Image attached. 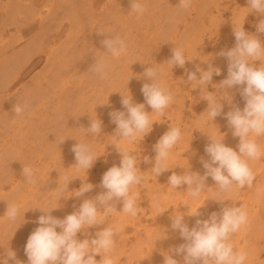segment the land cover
I'll return each instance as SVG.
<instances>
[{
	"label": "bare ground",
	"instance_id": "obj_1",
	"mask_svg": "<svg viewBox=\"0 0 264 264\" xmlns=\"http://www.w3.org/2000/svg\"><path fill=\"white\" fill-rule=\"evenodd\" d=\"M58 1L0 0V13L2 15L0 19V239H2L0 241V250L3 251L2 255L1 253L0 255H6L8 249H17L15 251L18 252L16 259L21 262L22 257L20 256L25 251L27 240L30 234L39 226L37 221L41 215L45 214L44 210L49 211L52 207L58 206L52 210L51 215L63 219L67 216L69 207L73 205V203L69 205L67 203L69 195L74 191L75 184L82 186L83 183L87 182L95 185L99 181L92 173L88 175L85 171L78 172L75 170L76 160L71 150L73 145L77 144L79 140L88 142L93 146L97 154L101 155L99 157L101 158L103 153H106L105 149L109 148L108 142L104 141L105 137L109 141V138H112L110 132L115 129H113L112 122L105 118L106 112H109L108 110L111 108L114 111L124 110L121 104L122 93L125 95L132 94L133 92L142 93L143 84L151 83L147 82L150 80L144 76L146 68L155 65L157 68H163L164 71L170 70L171 68L167 64H160L165 63L171 58L173 49L176 46L185 48V44L188 41L190 48H186L185 50L188 54L190 53L189 58L192 59L191 62L195 64V67L199 66L207 70L206 64L209 60L205 62L202 59L213 58L216 67L220 68L221 72H223L228 67V60H226V57L219 55L221 50L218 48L222 46L216 48V43L220 38H223L225 42L228 41L226 44H230L231 47L236 43L234 36H232L233 34L231 35V28H235V23L238 25L243 22V16L245 15L243 8L248 7L246 4L241 3V6L236 5L232 7L233 11H231V7L219 6L218 2V16L224 14L222 11L229 13L231 11L233 26L231 28L228 25L225 27V22L220 20L216 22L215 29H210L212 31L210 34V43L213 44L211 47L212 53H207L206 58L204 53H201L204 50L203 46L197 45L201 37H199V41L196 40L197 34L194 33V37L189 39L188 36L192 33L188 31L189 29H186L187 34L185 33V37L187 36L188 40H184L183 34L179 31L180 27L176 23V20L183 21V24L187 28L188 24H190L188 18L191 12L180 11L178 8L179 0H147V11L145 14H150L147 16L151 18L147 25V22L140 24V22L144 21L145 14L137 19L132 17V12L124 14L131 7V0H118V2L115 0L114 4L110 3V8L107 7L100 13L104 15L107 22L105 23L106 28L103 26L102 29L100 26L98 30L94 27L98 30L97 37H99V40L97 41H95L96 38L93 40L88 37L92 33L88 34L89 30L87 28H90L91 23H89V19L87 18L89 16L87 12L90 11L87 9L85 14H78L76 17L74 16V12L72 15V9H70L74 2L72 3V0H62L61 7H64L65 10L68 9L67 17L66 15L64 16L66 21L63 22V17L61 18V15L59 17V13L55 12L57 9L62 10L60 9V5L56 4ZM229 1L235 2L233 0ZM237 1L239 3V0ZM240 1L244 2L243 0ZM70 2L72 4L69 7ZM214 2L212 1L213 5H215ZM205 3L206 0L196 6V10L200 8L199 14H197V17L200 19V16L208 18L206 6H202ZM83 4V6L87 5L84 2ZM72 7L75 8V6ZM88 7H90L89 4L85 8ZM47 10L49 12L45 14L44 11ZM130 11L128 10V12ZM22 12H26L25 20L17 17ZM213 15L215 18L216 14ZM9 17H13V19L8 21ZM204 18L203 20H205ZM209 19L211 18L209 17ZM260 19H264V15L251 12L245 17L244 25L249 23L252 27L251 29H255V33L253 34L258 35L256 25ZM95 21L99 22L100 18H96ZM94 22H92V25ZM99 23L96 22L95 24ZM8 24H12V28L16 30V33L8 38L9 40L2 43L1 41L5 39L2 37L6 35L5 33L8 30L5 25L7 26ZM152 25H155V29L152 28ZM100 32L105 33L101 34ZM28 33H32L31 42L25 43L22 46L26 41L23 34L26 35ZM132 34H136L135 36H140L139 34L141 36L144 35L143 38L140 36L139 47L141 51L139 53L137 52L138 44L132 39ZM114 35H119L122 38L127 37L129 44L128 51L120 58L108 56L109 76L108 79L102 80L97 76H93L88 70L96 62L97 57L105 55L103 51L106 49L101 43L103 36L111 38ZM63 36H66L64 38L66 41L60 42V39L63 40ZM259 38L264 41V34ZM204 40L206 39L204 38ZM230 46L227 47L230 48ZM194 53L199 57L194 58ZM137 54H139L138 57ZM43 56L46 58V63L43 69L33 76L32 82L35 86L30 87L20 84V81L27 75L30 69L39 64L37 63L38 59ZM117 69L120 71V78H122L120 83L117 82V79H112L115 74L113 72H116ZM225 70L227 71V69ZM123 74L127 77L126 79L122 77ZM130 78L132 81L128 82L127 80ZM17 84H20V86L16 87L18 86ZM170 88L175 92L174 87L171 86ZM188 90H185V92H188V96L192 98V105H194L191 112H196L197 116L203 114L208 108V101L204 100V103L202 98H200L201 90L197 92L192 87ZM193 90L195 91V95L190 93V91L194 93ZM131 96L135 99L134 103H144L145 110L148 112L152 111L151 107L146 104L143 93L139 96ZM25 101L28 102L25 112L22 115H16L14 105L24 103ZM184 103L185 101L178 102L177 104L173 103V105L180 112L181 107H184L183 105L186 104ZM221 103L224 105V108L222 114L216 117L218 119L217 123L213 121L215 125H209V128H207V131L215 134H219V131L221 133L223 127L228 125L225 115L228 111L243 103L245 106V100L242 96L235 97L231 105H227L225 100H221ZM173 105L168 110L170 116L173 113ZM176 109L174 113L177 111ZM152 115L155 119L154 115L156 114ZM95 116L102 121V131L99 136H87L84 129L90 127L92 117ZM199 127L201 128V126ZM203 129L204 132L200 134L202 139L199 138L204 145L201 147L202 151L200 150L203 152V155L201 154L202 158L199 161L196 158L197 151L193 149L196 140L194 141L188 133H186L187 137L183 134L184 138L176 146H180V150L183 153L172 151L169 160V166L173 168H170L158 177L152 176L149 173V179L144 184L138 185L133 189V191L140 193L138 204L141 212L139 214H146L147 219L151 217L153 220L152 225L148 224V220L145 223L142 217H138L139 214L136 217H132L117 211L112 215L121 218V223L118 225L123 227V232L117 237L115 246V254L119 257L117 264H164L165 253H169L173 248L186 243L181 237L180 232L171 228L172 217L176 212L185 213L184 222L191 229L196 225L197 220L208 219L211 213H219L224 206L233 205L245 206L250 218L248 228L236 234V237L233 236V242L237 247L244 248L249 252L250 259L248 264H264V258L262 259L264 255V195L257 196L255 191L257 185L264 187V159L252 164L253 171L256 173V181L253 188L234 189L231 193H219L215 189H209L203 194L201 200L192 201L186 193L187 185H181L177 190L168 187L169 177L174 172L182 175L188 169L198 170L199 168V174L204 175L206 170L203 167L202 159H209L205 147L210 143V137L208 133H205L206 129L204 127ZM233 137V130L230 128V131L224 135V143L232 148ZM61 138L65 139L63 143H59ZM156 141L158 142V140ZM144 143H142L143 148H146L144 147ZM261 143L264 144V140ZM236 148L238 150V145ZM151 150L148 146L143 154L139 155L140 153H138V167L142 172H149L154 166V157L149 159L150 162H144V157H149L152 152ZM185 151L187 152V157L183 159ZM57 152L58 156H56ZM112 152H114V149H107L108 161H111L113 166H119L117 161H121V158H115L114 155L112 156ZM99 158L94 162L90 170H93ZM115 160L117 163H115ZM187 163L188 166L185 170V166L181 165H186ZM24 164L30 165L37 170V176L39 177L37 184L32 185L26 182V177L22 171ZM142 165H146L144 169ZM60 175L67 176L68 179L72 180L69 182L66 192L63 193L65 196L58 201L51 192L59 187ZM100 175L103 176V170ZM61 183L63 184V181ZM206 184L208 187L215 188V182L211 177L207 179ZM8 188H11V190L7 192ZM91 191H96V194L99 195L106 190L99 185L98 187L94 186ZM209 197L228 200L221 202ZM85 198L82 197L81 200L84 201ZM142 202L146 203V205L144 204L145 207ZM204 202L205 204L198 210L199 215H187L190 209L187 205L182 204L190 203L193 210H195ZM9 203H16L21 209V215L15 223H10L4 217L6 214L4 212L7 211ZM119 203L117 202L116 205ZM156 204L159 205V208L167 210L162 214H158L159 208L154 206ZM170 210H173V213H170ZM148 211H151L150 215H147ZM111 217L106 220L104 227H107L109 223L112 224ZM91 231L90 229H86L80 239H89L94 232ZM1 242L3 243L2 245ZM20 247H22V250L19 249ZM174 258L180 264H183V254L175 255Z\"/></svg>",
	"mask_w": 264,
	"mask_h": 264
},
{
	"label": "clouds",
	"instance_id": "obj_2",
	"mask_svg": "<svg viewBox=\"0 0 264 264\" xmlns=\"http://www.w3.org/2000/svg\"><path fill=\"white\" fill-rule=\"evenodd\" d=\"M247 3L248 7L243 8L245 10L243 22L238 25L235 23V46L219 53L228 60V74L227 78L218 85H213L217 91H208V85L211 84L214 74H221L220 68L213 67L209 63L207 70L197 66L195 71L188 73L187 81L191 82L193 88L199 87L202 99L208 101L207 110L197 116L198 128L200 124L215 125L213 121L222 114L224 108L221 100L232 103V97L227 89L243 86L241 95L245 100L243 109L235 106L225 114L228 125L233 130V136L239 138L238 151L224 143V135L220 131L219 134L205 131L209 134L210 143L205 147L209 159H202L206 170L204 175L186 171L182 175L174 172L169 177L168 187L177 190L181 185H187L186 193L192 201L201 200L209 189H215L219 193H231L234 189L253 188L256 173L252 164L264 159V144L261 143L264 140V41L258 35L246 32L243 27L245 17L249 13L264 15V0H247ZM193 4L194 0H179L178 8L187 12ZM146 11L147 0H131V12L135 13L137 18L143 16ZM256 32L264 34V19L259 20ZM101 43L106 49L103 51L105 55L96 56V62L88 71L103 80L108 79L109 76L108 56L122 57L127 53L129 44L127 37L122 38L119 35L106 38ZM191 60L184 47L176 46L171 58L160 65L167 64L171 69L176 66L183 68L186 62ZM202 60L206 62L209 59ZM255 61L261 62L259 66ZM144 76L151 83L143 84L141 91L152 111H146L144 103H134L130 93L125 95L121 92V104L125 111L109 113L112 122L117 126L109 144L116 146L121 161L119 166H113L103 174L101 187L106 191L93 199H85L78 209L63 219L51 215L52 210L58 206L52 207L49 211L41 208L45 214L38 218L39 226L30 234L25 246L28 264H117L115 246L117 237L123 232L122 226H113L109 223L106 228L97 231L91 239H78V233L104 224L117 212L116 202H122L120 212L136 217L141 212L138 204L140 193L133 189L144 184L149 179V173L158 177L173 168L169 166V160L173 149L183 136L181 128L171 124L169 130L154 145L155 163L149 172H142L138 167L139 157L138 154H134L137 150L123 146L124 142L139 144L152 131L153 124L158 122L154 120L152 114L161 118L166 117L167 110L175 102V92L163 79V68H157L155 65L148 67ZM27 107V101L17 103L14 105V112L16 115H22ZM84 130L87 136H99L102 131V121L96 116L92 117L90 127ZM64 140L61 138L59 143H63ZM71 150L75 156V168L78 172L87 173L101 156L90 143L80 140ZM144 162H150L149 157L145 156ZM181 166L187 167L188 163ZM22 171L27 183L32 185L38 183L36 169L24 164ZM209 177L215 182V188L207 186L206 181ZM71 180L67 176L60 175L59 187L51 192L58 201L65 196L63 193L66 192ZM93 188V184L85 182L78 190L71 192L70 196L81 197ZM255 191L257 196L264 195V187L257 185ZM209 198L221 202L228 200ZM182 204L190 209L187 215H199L198 210L205 202L195 210L190 203ZM154 206L159 208L158 204ZM166 210L159 208L158 214ZM20 215V206L9 203L4 217L10 223H15ZM184 217L185 213L176 212L172 217L171 228L178 230L186 243L165 253L164 264H180L174 258L175 255L180 254H183V264H248L249 252L237 247L232 240L233 236L249 226L250 218L245 206H224L219 213H211L208 219L197 220L196 225L191 229L184 222ZM97 255L102 257L99 261L96 259ZM10 262L23 264L16 259V252L8 249L6 255L0 256V264H10Z\"/></svg>",
	"mask_w": 264,
	"mask_h": 264
},
{
	"label": "rangeland",
	"instance_id": "obj_3",
	"mask_svg": "<svg viewBox=\"0 0 264 264\" xmlns=\"http://www.w3.org/2000/svg\"><path fill=\"white\" fill-rule=\"evenodd\" d=\"M86 1V2H85ZM91 1V2H90ZM199 2V3H197V2ZM202 1L203 2H205V0H194V5H193V7L189 10V11H191L189 14H190V16H189V18H188V21L190 22V24H188V27L186 28L185 27V24H183V21H181V20H176V23L177 24H179V31H181V34H183V36H184V40L186 39V40H188V37H189V39L190 38H192V37H194V33H196L197 34V36H196V40H198L199 41V37H201L200 38V41L199 42H197V45H201V46H203V51L201 52V53H204V55H205V57L207 56V53L208 54H211L212 53V43H210V34L212 33V31L210 30V29H215V26H216V22L217 21H224L225 22V27H227V25H228V27H232L233 26V22H231V20H232V18H233V15H232V12L231 11H233V9H232V7H234V6H236V5H238V6H241L240 4L241 3H244V4H246L247 6H248V3H247V0H243L244 2H242V1H240L239 0V3H238V1L237 0H233V1H235V2H231V1H229V0H215V2H214V0H206V3L205 4H202V6H206L205 8H206V15H207V17L208 18H204V17H202V16H200L201 17V19L199 18V17H197V14H199V11H200V8H199V10L197 9L196 10V6H197V4H201L202 3ZM208 1V2H207ZM212 1L214 2V4L215 5H213L212 4ZM227 1V2H226ZM62 0H59L56 4H58V5H60V9H62V10H59V9H55L56 11L55 12H57V13H59V17H60V15H61V18L63 19L62 21L63 22H65L66 21V19H65V15L67 14V11H68V9H64V7H61L62 6ZM74 4H72V3ZM70 2V5H69V7L71 6V4H72V6H75V8H73L72 6L70 7V9H72L71 11H72V15H73V12H74V16H76V15H82V14H85L87 11V9H88V11H90V12H87V13H89V16L87 17L89 20V23H90V28L89 27H87L88 28V30H89V32H88V34L89 33H91L90 35H88V37H90V38H92L93 40H95V38H96V40L95 41H97V40H99V37H97L98 36V28H100V26H101V28L103 29V26L106 28V22H107V20H105V17H104V15H103V19H102V15L100 14V13H102V10L104 9L105 10V8H107V7H111V4L113 3L114 4V2H116L115 0H72ZM81 2V3H80ZM83 2L84 3H86L87 5H85V6H83L84 4H83ZM88 2H90V3H88ZM117 2H118V0H117ZM218 2H219V6L220 5H222V6H227V7H231V11H230V13L229 12H224V11H222V13H224L222 16H218V13H217V4H218ZM236 2H237V4H236ZM61 3V4H60ZM111 3V4H110ZM78 4V5H77ZM83 4V5H82ZM88 4H89V6L91 7V10H90V7H88V8H85V7H87L88 6ZM76 5H77V7H76ZM81 5V6H80ZM93 6V7H92ZM105 6V7H104ZM208 6V7H207ZM211 6V7H210ZM213 6H214V8H213ZM59 7V6H58ZM85 9H84V8ZM103 7V8H102ZM210 7V8H209ZM79 8H81V9H79ZM211 8H212V10H211ZM83 9H84V11H83ZM216 9V10H215ZM97 10V11H96ZM128 10H131V7H129V9ZM128 10L127 11H125V15L126 14H129V13H131V11L130 12H128ZM211 12H210V11ZM86 11V12H85ZM95 11V12H94ZM153 11H154V8H153ZM213 11H215L214 13H213ZM48 10L47 11H44V13L45 14H48ZM123 12V11H122ZM90 14H91V16H93V17H91L90 16ZM93 14V15H92ZM95 14V15H94ZM98 14V15H97ZM135 13H133L132 14V17L134 18V19H137V17H136V14L134 15ZM213 14H216L215 15V18H214V15ZM26 15V12H22L21 13V15H17V17L18 18H21V19H23V20H25V16ZM98 17H97V16ZM146 15V17H144V21L143 22H140V24H142V23H146V25L150 22V20H151V18H149V16H147V15H150V14H145ZM192 15V16H191ZM202 15V14H201ZM96 16V17H95ZM1 17H2V15H1V13H0V19H1ZM66 17H67V15H66ZM77 17V16H76ZM90 17H91V19H90ZM95 17V18H94ZM196 17V18H195ZM209 17L211 18V19H209ZM217 17V18H216ZM99 19L100 18V23L98 22V21H95V19ZM203 18L205 19V20H203ZM213 18H214V20H213ZM253 18V17H252ZM11 19H13V17L12 18H10L9 17V19H8V21H11ZM92 19H94V20H92ZM129 19V18H128ZM150 19V20H149ZM92 20V21H91ZM195 20H196V22H195ZM207 20H210V21H207ZM211 20H212V22H211ZM216 20V21H215ZM85 21H86V19H85ZM95 21V22H94ZM103 21V22H102ZM214 21H215V24H214ZM92 22H94L93 23V25H92ZM99 23V24H95V23ZM198 22V23H197ZM202 22H203V24H202ZM206 22V23H205ZM88 23V24H89ZM211 25H213V26H211ZM95 24V25H94ZM205 24V25H204ZM203 25H204V28H205V26H206V28L204 29L203 28ZM207 25H209L210 26V28H209V26H207ZM5 27H7V33H5L6 35H4V37H2V38H5L4 40H2L1 42L2 43H4L5 41H7V40H9L8 38H10V37H12V35L14 34L15 35V33H16V30L14 29V28H12V24H8L7 26L5 25ZM97 28V29H95V28ZM118 27V26H117ZM117 27H116V32H117ZM212 27V28H211ZM244 27H245V31L246 32H248V33H251V34H253V33H255V29H251L252 27L249 25V23L248 24H245L244 25ZM152 28L153 29H155V25H152ZM90 29H91V31H90ZM92 29H93V31H92ZM186 29H189L188 31L189 32H191L192 34L191 35H189L188 37L186 36L185 37V35L187 34L186 33ZM205 30V31H204ZM207 30V31H206ZM96 31V33H94ZM184 31V32H183ZM215 32V31H214ZM231 35L232 36H234V27H232L231 28ZM186 33V34H185ZM201 33H202V35H201ZM29 34H31V35H29ZM206 34V35H205ZM24 36H25V42L22 44V46L25 44V43H28V42H31V37H32V33H28V34H23ZM107 35H109L108 33H107ZM136 34H132V39L134 40V42H136L137 44H138V48H137V52L139 53L141 50H140V47H139V43H140V40H141V38H140V36H141V34H139L140 36H135ZM259 35V37H262V35L263 34H258ZM143 36L144 35H142L141 37L143 38ZM203 36V37H202ZM107 36H103V40H104V38H106ZM64 38H66V36L64 37L63 36V40L62 39H60V42H64V41H66ZM204 38L206 39V40H204ZM235 38V37H234ZM4 41V42H3ZM203 42V43H202ZM1 43V44H2ZM199 43V44H198ZM201 43V44H200ZM225 45H223V44ZM226 43H228V41L227 42H225V40H223V38H220V39H218V42L216 43V48H218V46H222L221 48H218V49H220L221 51L224 49V50H229L230 48H233L234 46H235V43H234V45L231 47L230 46V44H226ZM186 44H188V41L186 42ZM185 44V49L186 48H190V46H189V44L188 45H186ZM230 46V48L229 47H227V46ZM226 48V49H225ZM18 49V48H17ZM136 52V53H137ZM186 54L188 55V57H189V54L187 53V51H186ZM194 55H195V53H194ZM135 56H136V54H135ZM139 56V54H137V57ZM199 56L198 55H195L194 56V58H198ZM203 58H205L204 56H202ZM207 58V57H206ZM39 59H41V61H39ZM38 59V62L37 63H39L37 66H35V67H33V68H31L30 69V71L27 73V75L20 81V84H23V85H27V86H30V87H34L35 86V84L32 82V79H33V76L34 75H36L37 73H39L42 69H43V67H44V65H45V63H46V58L43 56V57H41V58H39ZM138 59V58H137ZM139 60V59H138ZM227 60V59H226ZM37 61V60H36ZM258 62H260V61H255V64H257V66L260 64H258ZM187 64H185V66H184V68H180L179 66H176V67H174L173 69H170V70H165L164 71V80H166V83H167V85L168 86H172V87H174L175 88V102H174V104H177L178 102H184L185 101V105H183L184 107H181L182 109H181V111H182V114H184V115H182L181 114V111L179 112L175 107H174V105H173V113L171 114V116H170V114H169V111L167 110V113H166V117H163V118H161V117H158V116H156V115H154V117H155V119L154 120H156V121H158V122H155L154 124H153V128H152V131L148 134V135H146L145 137H144V139L143 140H141L140 142H139V144L137 143V144H128L127 142H124V147H127V148H129V149H135V150H137V152L136 153H134V154H138V153H140L139 155H141V154H143L144 153V150H146L147 149V147L149 146V149H152L151 151V154H150V156H149V159L150 158H152V157H154L155 158V155H156V153H155V151H154V145L156 144V140H159L160 138H161V136H162V134H164V132L166 133L168 130H169V128H170V126H171V124H172V126L174 125V126H179L180 128H181V130H182V133L184 134V135H186V133H188L189 134V136H191L192 137V139L195 141L196 140V142L194 143V145H193V149H194V151L196 150L197 151V155H196V158H198L197 159V161H199L200 160V158H202V156H201V154L203 153V152H201L202 150H201V147L202 146H204L203 145V142H202V136L200 135V134H202L203 132H204V129H203V127L206 129V131H207V128H209L208 126V124H200L199 126H201V128L199 127L198 128V126H197V123H196V121H197V114H196V112H191V109H192V107H194V105H192V98L190 97V96H188V92L187 91H189L188 89L190 88V87H192V84L190 83V82H188L187 81V77H188V73L189 72H192V71H195V69H196V67H195V64L193 63V62H191V61H187L186 62ZM192 63V64H191ZM209 63H211L212 65H213V67H216V63L214 62V60H213V58H209V61H208V63L206 64V66H207V68H208V66H209ZM179 68V69H178ZM187 68V69H186ZM182 69V70H181ZM225 69H227V71L225 70ZM224 69V71H226V72H221V74L220 75H213V81H212V83L211 84H209L208 85V91H210V92H215V91H217V89L215 88V87H213V85H217V84H219L222 80H224L225 78H227V74H228V67H226ZM173 72H172V71ZM180 70V71H179ZM187 70H188V72H187ZM170 71V72H169ZM119 70L117 69L116 70V72H113V73H115L114 75H113V77H112V79H117L118 81V83H120V80L122 81V78H120V75H119ZM167 74V75H166ZM183 74V75H182ZM198 76H199V73L197 74ZM176 76V77H175ZM122 77H125V74H123L122 75ZM175 79H174V78ZM180 77V78H179ZM127 77H125V79H126ZM183 80V81H182ZM215 80V81H214ZM128 82H131L132 81V79L130 78V79H128L127 80ZM147 82H151V81H147ZM185 82V83H184ZM187 82V83H186ZM20 84H17L18 86H16V87H19L20 86ZM189 84H190V86H189ZM189 87V88H188ZM243 86H235V87H233V88H230V89H227L228 91V94L232 97V100L235 98V97H238V96H242V95H240L241 94V88H242ZM192 89H194L193 87H192ZM185 90H187L186 92H185ZM195 90H197V92H200V88L199 87H197V88H195ZM194 91V90H193ZM190 93L192 94V95H195V91H194V93H192L191 91H190ZM140 94H142L141 92H133L131 95H133V97H135V96H139ZM200 98H202V96L200 97ZM134 101L133 102H135V99L134 98H132ZM203 100V102L205 103V101H204V99H202ZM226 101V100H225ZM227 102V101H226ZM240 103H242V102H240ZM227 105H229V103L227 102L226 103ZM231 105V104H230ZM189 107H190V109H189ZM238 107H240L241 109H243L244 108V103L241 105L240 104V106H238ZM243 107V108H242ZM177 110V111H175V113H174V110ZM109 112H106V114H105V118L107 119V120H109V121H111L112 122V120H111V118H110V115H109V113L110 112H112V111H114L113 110V108H111V109H109L108 110ZM123 111H125V109L123 110ZM178 113V114H177ZM181 114V115H180ZM176 115V116H175ZM178 115H179V117H178ZM187 115V116H186ZM181 116V117H180ZM190 116V117H189ZM170 117H171V119H170ZM160 119V120H159ZM175 121H174V120ZM180 119V120H179ZM194 119V120H193ZM217 118L214 120L216 123H217ZM165 121V122H164ZM181 121V122H180ZM163 123V124H162ZM166 123V124H165ZM112 124H113V129H114V131L116 130V124H114L113 122H112ZM192 124H193V126H192ZM161 125V126H160ZM186 126V127H185ZM184 129V130H183ZM201 129V130H200ZM114 131H111L110 132V134L112 135V136H114L115 135V132ZM188 131V132H187ZM197 131V132H196ZM230 131V126L229 125H225L224 127H223V129H222V131H221V133L223 134V135H225V134H227L228 132ZM113 132H114V134H113ZM155 132V133H154ZM194 133V134H193ZM206 133V132H205ZM111 136V137H112ZM108 137H110V135H108ZM156 137V138H155ZM159 137V138H158ZM186 137H187V135H186ZM155 138V139H154ZM184 137L182 136V139H183ZM199 138H201V139H199ZM104 139V138H103ZM110 139H112V138H109V141H108V138H106L105 137V142H108V145H109V148H107V149H114V152H112V156L114 155V157L115 158H118V159H120L121 158V155H120V153H119V151H118V149L116 148V146H114V144L112 145V144H109V142L111 141ZM153 139V140H152ZM199 139V140H198ZM239 138L238 137H233V142H232V146H233V149L234 150H237V148H236V146L239 144V140H238ZM201 140V141H200ZM143 142H145L144 143V147H146V148H143V145H142V143ZM141 147H140V146ZM152 147H151V146ZM111 147V148H110ZM151 147V148H150ZM195 147H196V149H195ZM197 147H200V148H197ZM107 149H105V151H106V153H103V155H102V157L101 158H99V161L97 162V164L93 167V170H88L87 171V174L89 175L90 173H92V174H94L95 175V177L96 178H98V183H96L94 186L96 187H98L99 185L101 186V179H102V176L100 175V173H102V170H103V174L107 171V170H109L111 167H113V163L111 162V161H108V155H107ZM139 149V150H138ZM142 149V150H141ZM181 149V147L179 146V147H175L174 148V150L173 151H177L178 153H183L182 152V150H180ZM180 150V151H179ZM201 150V151H200ZM104 151V152H105ZM238 151V150H237ZM200 152V153H199ZM187 152L185 151L184 152V154H185V156L183 157V159H185L186 157H187V154H186ZM61 154H63V153H61ZM60 154V155H61ZM203 155V154H202ZM56 156H58V152L56 153ZM187 160V159H186ZM119 164H120V160L119 161H117ZM116 162V160H115V163H117ZM184 162V161H183ZM264 164V163H263ZM187 165V164H186ZM145 166L146 165H142V168L144 169L145 168ZM196 167V166H195ZM39 168H40V166H39ZM76 170V169H75ZM185 170H186V167H185ZM187 171H192V172H198L199 173V171H200V169L198 168V170H196V169H188ZM100 176V177H99ZM101 178V179H100ZM151 183H153V182H151ZM76 186H75V188H73V190L75 191V190H78L80 187H81V185L80 184H75ZM9 190H11V188H8L7 189V192L9 191ZM73 191V192H74ZM72 194V193H71ZM97 196V194H96V191H89V192H87V193H85L83 196H81L80 198L79 197H75V196H70L69 195V199H68V205L69 204H71V203H73V205L71 206V207H69V212H68V214H71V213H73L72 211L73 210H76V209H78L79 208V206L81 205V203L83 202V200H81L82 199V197H86L85 199H93V198H95ZM117 203V202H116ZM119 203V202H118ZM121 202L118 204V205H116V209H117V211H120L121 209L120 208H122L121 207ZM142 204L144 205H146V203L145 202H142ZM75 205V206H74ZM142 205V206H143ZM145 205H144V207H145ZM118 206V207H117ZM120 207V208H119ZM119 209V210H118ZM170 213H173V210H170L169 211ZM4 213H6V212H4ZM249 213V212H248ZM67 214V215H68ZM150 215L151 214V211H148L147 212V215ZM141 214H139L138 215V217H142V219H143V221L145 222V223H147V221L146 220H148V224L149 225H152V223H153V220L151 219V217H150V219H147V217L145 216V215H141ZM112 218V225L113 226H115V225H118V224H120L121 223V218H119V217H114V216H112L111 217ZM117 219V220H116ZM120 220V221H119ZM106 222V221H105ZM105 222H104V224H101L100 226L98 225L97 227H95V226H93V227H91V228H88V229H90V230H92L91 232H93L92 234V236H90L89 237V239H91V238H93L94 236H95V233L97 232V231H99V229L100 230H102L103 228H106V227H104L106 224H105ZM102 227V228H101ZM58 231L60 230V229H57ZM84 232V231H83ZM83 232H81V233H79V236H78V238L80 239L81 237H82V235H83ZM237 236V235H236ZM235 236V237H236ZM2 239H0V241H1ZM3 243L1 242V245H2ZM22 246V245H21ZM22 247H20L19 249L20 250H22L21 249ZM3 249V248H2ZM5 249V248H4ZM11 250H13V251H17V249H11ZM7 252V251H6ZM0 253H1V255H2V253H3V251L2 250H0ZM17 253L18 252H16V255H17ZM5 254V253H4ZM0 255V256H1ZM20 257H22V262L23 263H25L26 261H28V259H27V256H26V253H25V251H24V253H23V255L22 256H20ZM25 257V258H24ZM102 257L101 256H99V255H97V257H96V259L99 261L100 259H101ZM119 258V257H118ZM264 258V255L262 256V259ZM20 260H21V258H20ZM119 260V259H118ZM10 264H14V263H11L10 262ZM25 264H28V262L27 263H25Z\"/></svg>",
	"mask_w": 264,
	"mask_h": 264
}]
</instances>
